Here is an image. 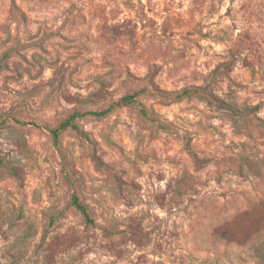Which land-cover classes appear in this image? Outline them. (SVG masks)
Masks as SVG:
<instances>
[{
	"label": "rangeland",
	"instance_id": "obj_1",
	"mask_svg": "<svg viewBox=\"0 0 264 264\" xmlns=\"http://www.w3.org/2000/svg\"><path fill=\"white\" fill-rule=\"evenodd\" d=\"M0 264H264V0H0Z\"/></svg>",
	"mask_w": 264,
	"mask_h": 264
},
{
	"label": "trees",
	"instance_id": "obj_2",
	"mask_svg": "<svg viewBox=\"0 0 264 264\" xmlns=\"http://www.w3.org/2000/svg\"><path fill=\"white\" fill-rule=\"evenodd\" d=\"M131 102H135V95H125L118 99L116 102L108 106L106 109L98 112H89V114L95 116V117H103L109 112H111L115 107H126L128 106ZM229 107V106H227ZM230 108V107H229ZM231 109V108H230ZM232 110V109H231ZM234 110V109H233ZM142 114H146L144 110L141 111ZM77 117L76 114H73L71 117H69L66 120H63L62 122L59 123L58 127L54 130L50 131L53 145L58 148L59 146V135L62 131L67 130V129H72L78 131V127L75 123H73L74 118ZM187 150L190 151V148L187 146ZM69 206H72L76 211L79 212V214L82 216L84 219L85 223L87 225L93 224L92 219L89 216L88 210L84 204L80 202L77 196L72 195L69 202Z\"/></svg>",
	"mask_w": 264,
	"mask_h": 264
}]
</instances>
